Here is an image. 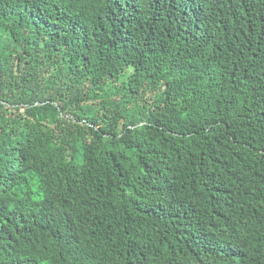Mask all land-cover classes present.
<instances>
[{"label": "trees", "instance_id": "16d2710c", "mask_svg": "<svg viewBox=\"0 0 264 264\" xmlns=\"http://www.w3.org/2000/svg\"><path fill=\"white\" fill-rule=\"evenodd\" d=\"M0 264H264V0H0Z\"/></svg>", "mask_w": 264, "mask_h": 264}]
</instances>
